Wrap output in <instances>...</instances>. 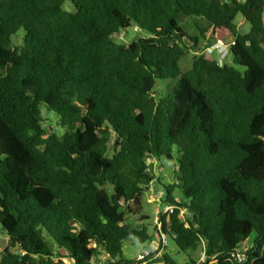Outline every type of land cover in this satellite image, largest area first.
<instances>
[{"label": "trees", "instance_id": "obj_1", "mask_svg": "<svg viewBox=\"0 0 264 264\" xmlns=\"http://www.w3.org/2000/svg\"><path fill=\"white\" fill-rule=\"evenodd\" d=\"M71 3L0 0V264L132 263L125 242L153 236L127 215L141 214L163 158L177 168L159 234L190 264L200 247L203 264H264V0ZM130 29L148 37L115 38ZM201 41L228 45L245 70L203 52L184 72ZM150 264L180 263L167 252Z\"/></svg>", "mask_w": 264, "mask_h": 264}, {"label": "rangeland", "instance_id": "obj_2", "mask_svg": "<svg viewBox=\"0 0 264 264\" xmlns=\"http://www.w3.org/2000/svg\"><path fill=\"white\" fill-rule=\"evenodd\" d=\"M245 1V0H240ZM64 8L68 11H73V5L71 3V0H65ZM238 22L242 29L245 31L250 30V25L248 22L243 21V18L241 16L238 17ZM180 25L184 28V30L188 33L190 36H196L198 35V30L195 25V19L182 16L180 18ZM24 30H20L17 35L13 38L14 42L16 44H20V41H22L24 36ZM142 37H148V35L144 32L135 31L133 29H130L127 34H117L115 35V38L120 41L124 42L126 44H129L130 42L137 40ZM212 47L211 45L206 44L205 42L201 41L200 45L195 50H190L187 52V54L181 59L180 61V67L184 72H187L191 70L193 65V59L194 56H197L208 49ZM216 56L219 55L218 51L215 53ZM230 66H233L234 68L244 71L245 68L236 65L233 62L232 55L229 54L228 58L225 60ZM174 81L168 80V81H157L156 86L157 89L155 90V95L159 97L161 93L159 92L161 90V86H165L166 84H170L173 86ZM44 127L50 131L53 132L58 129V122L59 118L58 116L53 112H47L44 110ZM62 130V129H61ZM175 157V156H174ZM176 168H177V159L174 158V160L170 161L166 158L161 159L158 161L153 168L154 175H155V182L154 184L150 185V189L147 190L142 199V211L141 214H128L127 215V223L135 228H143L146 227L149 234L153 236L152 242L150 243H140L139 241L135 239H130L125 242L124 249H123V255L128 260H135L141 253L145 252L147 249L152 251L153 254H156V256L152 257V260L149 262L152 263L154 261H158L162 257L164 253H170L180 264H190L188 259V254L186 253H180L178 252L177 246L175 245L174 241H172L169 238L168 242V248L165 249V245L161 244V238H160V218L162 216L167 217L171 207L169 205L163 204V194L164 192V186L169 185H175L176 184ZM158 180H160V183H158ZM174 198L179 202L180 204H183L186 202L181 190L176 187L174 188L173 192ZM151 199H154L152 201ZM173 207V206H172ZM174 208V207H173ZM182 219H191V214L188 213L186 208L181 209L180 214ZM144 217H148L147 219H144ZM250 242H253V236L250 238ZM250 244L246 245L245 247H248ZM9 246V238L7 234L2 230L0 225V253L3 252L7 247ZM14 252H19L18 250L14 249ZM192 257L195 261H197V264H203L206 262V256L204 253V247H200L199 250L192 254ZM63 264H71L70 260L68 258L63 259ZM106 261H104L105 263ZM102 264V263H100Z\"/></svg>", "mask_w": 264, "mask_h": 264}, {"label": "built area", "instance_id": "obj_3", "mask_svg": "<svg viewBox=\"0 0 264 264\" xmlns=\"http://www.w3.org/2000/svg\"><path fill=\"white\" fill-rule=\"evenodd\" d=\"M212 47L209 46L208 49H206L205 52H208L210 54L213 53H219L218 57L220 59V62H225V60L228 58L229 56V48L228 45L226 44H216V45H211ZM152 201H154V199H151ZM170 212L173 211V207L170 206ZM161 228V227H160ZM160 240H161V244H164L165 246L167 245V237L164 235H160ZM164 246V247H165ZM152 251L150 250H146L145 252L141 253L132 263H126V264H149V262L152 260L151 255H152ZM238 256H240V259H243L242 256L243 254L239 252ZM102 264H114V263H102Z\"/></svg>", "mask_w": 264, "mask_h": 264}]
</instances>
